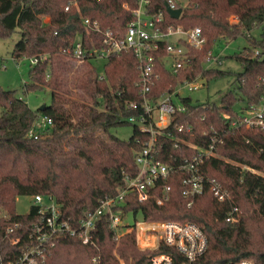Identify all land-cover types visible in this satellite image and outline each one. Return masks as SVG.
Here are the masks:
<instances>
[{
  "label": "trees",
  "instance_id": "16d2710c",
  "mask_svg": "<svg viewBox=\"0 0 264 264\" xmlns=\"http://www.w3.org/2000/svg\"><path fill=\"white\" fill-rule=\"evenodd\" d=\"M70 1L71 6L65 10ZM168 1L151 0L147 7L149 14L163 12L162 29L198 26L206 42L200 49L187 47V66L176 73L168 66L163 43L151 53L158 75L148 93L151 99L198 76L209 81L225 75L226 71L206 66L208 51L218 41L249 38V46L233 54L243 66L233 90L222 94L219 103H206L205 107L189 96L180 98L187 109L176 113L174 120L193 129L187 132L170 127L172 138H157L156 157L165 162L192 155L194 150L181 143L182 139L202 147L208 145L211 135L221 139L215 156L203 164L202 170L228 190L229 198L220 202L206 192L187 207L181 174H175L168 180L172 190L163 205L153 199L140 202L129 197L124 211L141 210L151 220L198 224L207 236L208 248L192 264L241 258L264 264V131L231 127L230 120L223 117V113L233 115L239 100L255 103L264 92V37L257 40L250 34L264 22V0H187L184 5L178 3L182 8L178 18L166 11ZM136 6L137 0H0V38L16 29L20 32L12 57L39 59L28 72L30 82L24 84V91L43 85L50 90V103L41 111L29 107L15 90L0 87V211L11 215V220L0 221V264H7L24 249L36 216L33 206L25 214L15 211L17 196L51 195L62 216L75 222L83 210L95 208L100 199L115 194L126 178L137 172L135 154L150 138L149 133L127 121L142 112L126 107L129 101L141 99L139 60L132 51L112 53L100 74L91 58L75 65L65 53L78 37L87 51L104 46L102 32L88 29L84 18L98 21L103 31L109 29L123 36ZM38 114L51 117L53 123L34 139L27 132ZM125 124L133 127L128 139L113 132ZM234 207L241 215L236 222H226L227 212ZM15 221L21 227L9 235L20 236V242L12 245L9 235L4 238L5 226ZM55 241L48 250L47 264H93V257H98V264H119V259L127 263L133 259L139 264L151 252L137 248L134 232L116 238L105 220L97 222L94 244H83L68 235Z\"/></svg>",
  "mask_w": 264,
  "mask_h": 264
},
{
  "label": "built area",
  "instance_id": "2783aa9c",
  "mask_svg": "<svg viewBox=\"0 0 264 264\" xmlns=\"http://www.w3.org/2000/svg\"><path fill=\"white\" fill-rule=\"evenodd\" d=\"M151 0H137V6L133 9V19L126 26L124 35L113 33L111 30H101L96 20L84 18V25L97 32H102L101 48L86 50L81 38H77L71 48L65 50L75 65L85 62L87 57L96 62L98 59H105L112 53L132 51L139 60L140 82L138 83L141 99L129 101L126 107L129 109H141L137 116L131 115L127 121L136 124L143 133H149V141L135 154L137 172L132 177H127L125 184L118 191L99 200L97 206L82 211L78 220L73 222L70 218H64L58 204L51 195H33L31 206L36 208V216L30 223L27 240L24 249L10 259L7 264H47L48 250L55 245V240L63 235L76 236L83 244H94V232L97 222L105 220L109 228L118 238L121 235L134 232L135 243L141 250L151 251L141 264H192L203 256L208 248V239L204 230L191 221H178L173 219L151 220L146 219L141 210L124 211V206L130 199L145 201L155 200L157 205H163L170 199L172 190L169 179L175 174H181L182 196L186 199L187 207H191L195 199L206 192L210 193L216 200L223 202L229 198L226 188L213 177L206 175L203 164L215 156L216 144L222 140L211 135V141L206 147L191 144L188 141L180 140L185 146L194 150L192 155L180 159L171 158L165 162L156 157L157 138L165 135L172 138L170 127L177 131L190 132L191 125L177 123L174 120L176 113L186 111V105L180 98L187 97L180 90L185 88L193 91L199 88V80L203 77H196L193 80L179 84L173 90L161 93L157 99L148 97L151 86L158 78L154 69L152 52L163 46L168 55V66L172 72L185 68L189 59L187 58V47L200 49L206 42L202 30L196 26L190 29H183L180 26H168L165 30L164 15L162 11L157 14H149L148 4ZM179 0H169L171 8H178ZM182 5H184L181 2ZM71 1L65 6L68 10ZM129 9L127 3L124 4ZM165 43V44H164ZM257 54L258 51L256 50ZM32 65L39 61L37 57L30 58ZM219 56H214L208 51L206 66L211 67L212 62H220ZM102 74V71H99ZM50 73L46 74V80ZM264 85V80H263ZM208 101L201 104L205 107ZM223 117L230 120L231 127H243L264 131V92L255 103L241 104L240 109L234 106L233 115L223 113ZM51 117L45 114H38L27 135L38 139L40 133L52 126ZM206 133V132H204ZM215 133V132H214ZM213 134V133H212ZM175 147H178L175 144ZM171 157V156H169ZM156 189L159 190L156 193ZM29 212V211H28ZM27 212V213H28ZM239 210L234 207L227 212L226 222H236ZM132 214L134 223L128 224L126 218ZM140 219L137 220V216ZM11 220L8 212L0 211V221ZM2 224V222H0ZM0 224V229L2 225ZM20 223L15 221L5 226L6 238L15 229L20 228ZM9 242L14 245L20 242V236H10ZM177 258L181 259L179 263ZM93 264H98V257L92 258ZM208 264H254L251 259L241 258L231 262H210Z\"/></svg>",
  "mask_w": 264,
  "mask_h": 264
},
{
  "label": "rangeland",
  "instance_id": "374dc122",
  "mask_svg": "<svg viewBox=\"0 0 264 264\" xmlns=\"http://www.w3.org/2000/svg\"><path fill=\"white\" fill-rule=\"evenodd\" d=\"M183 4H186L187 0H179ZM180 2V3H181ZM234 16L231 17L232 20ZM250 34L257 40H261L264 37V22L259 26L253 28ZM20 39L19 30H14L9 36L0 38V87L5 90H15L16 94L23 97L24 101L32 109L39 108L42 104L50 103V90L46 85H43L40 89H30L24 91V84L30 82L28 72L33 66L31 60L27 56H22L19 60L14 59L11 55L13 45ZM249 38L240 36L229 42L218 41L215 42L211 48V52L214 56H219L220 62H212L211 67L226 71L227 73L221 77L213 78L207 81L205 78H200L199 88L188 91L183 88L180 93L188 95L194 103L203 102H215L219 103L222 94L229 90H233L236 84L237 74L243 71V66L238 62L233 54L241 51L244 47L249 46ZM95 67L98 71L103 70L105 59L96 60ZM237 98L240 95L237 93ZM242 101H238L235 104L237 109H240ZM133 131L132 125L125 124L119 126L113 130L114 134L122 139H128ZM33 201L31 195H20L15 199V211L18 214H25L29 211ZM239 215L241 212L239 210ZM137 220L140 219L138 215ZM126 222L130 225L134 223V217L130 214L126 218ZM261 226V222L258 223ZM137 246V245H136ZM137 248L141 250L138 246ZM119 264H135V260H130L127 263L123 259H119ZM141 264V263H139Z\"/></svg>",
  "mask_w": 264,
  "mask_h": 264
},
{
  "label": "water",
  "instance_id": "95a60500",
  "mask_svg": "<svg viewBox=\"0 0 264 264\" xmlns=\"http://www.w3.org/2000/svg\"><path fill=\"white\" fill-rule=\"evenodd\" d=\"M166 7V11L168 12V14L173 17V18H178L181 11H182V8L178 7V8H171L168 4L165 5ZM45 107V104H42L40 107H39V110H43Z\"/></svg>",
  "mask_w": 264,
  "mask_h": 264
}]
</instances>
